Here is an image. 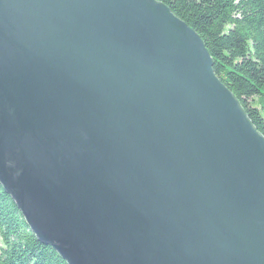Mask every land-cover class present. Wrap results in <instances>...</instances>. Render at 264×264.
Listing matches in <instances>:
<instances>
[{
  "label": "water",
  "instance_id": "water-1",
  "mask_svg": "<svg viewBox=\"0 0 264 264\" xmlns=\"http://www.w3.org/2000/svg\"><path fill=\"white\" fill-rule=\"evenodd\" d=\"M157 0H0V186L66 264H264V137Z\"/></svg>",
  "mask_w": 264,
  "mask_h": 264
},
{
  "label": "trees",
  "instance_id": "trees-1",
  "mask_svg": "<svg viewBox=\"0 0 264 264\" xmlns=\"http://www.w3.org/2000/svg\"><path fill=\"white\" fill-rule=\"evenodd\" d=\"M202 40L214 75L264 137V0H157ZM0 264H65L0 186Z\"/></svg>",
  "mask_w": 264,
  "mask_h": 264
},
{
  "label": "bare ground",
  "instance_id": "bare-ground-1",
  "mask_svg": "<svg viewBox=\"0 0 264 264\" xmlns=\"http://www.w3.org/2000/svg\"><path fill=\"white\" fill-rule=\"evenodd\" d=\"M55 251V250H54ZM56 252V251H55ZM58 255V254H57ZM59 256V255H58ZM60 257V256H59ZM61 258V257H60ZM62 259V258H61ZM63 260V259H62ZM64 261V260H63ZM65 262V261H64ZM65 264H66V262H65Z\"/></svg>",
  "mask_w": 264,
  "mask_h": 264
}]
</instances>
